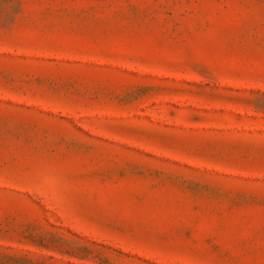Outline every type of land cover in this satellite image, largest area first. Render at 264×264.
I'll use <instances>...</instances> for the list:
<instances>
[{
  "label": "rangeland",
  "instance_id": "1",
  "mask_svg": "<svg viewBox=\"0 0 264 264\" xmlns=\"http://www.w3.org/2000/svg\"><path fill=\"white\" fill-rule=\"evenodd\" d=\"M0 264H264V0H0Z\"/></svg>",
  "mask_w": 264,
  "mask_h": 264
}]
</instances>
